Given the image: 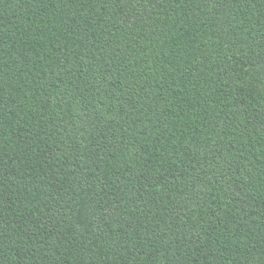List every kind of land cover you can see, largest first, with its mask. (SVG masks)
<instances>
[{
  "label": "trees",
  "instance_id": "16d2710c",
  "mask_svg": "<svg viewBox=\"0 0 264 264\" xmlns=\"http://www.w3.org/2000/svg\"><path fill=\"white\" fill-rule=\"evenodd\" d=\"M0 264H264V0H0Z\"/></svg>",
  "mask_w": 264,
  "mask_h": 264
}]
</instances>
